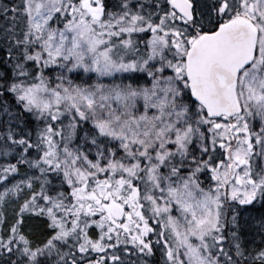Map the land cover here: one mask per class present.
Returning <instances> with one entry per match:
<instances>
[{
  "label": "snow or ice",
  "instance_id": "obj_1",
  "mask_svg": "<svg viewBox=\"0 0 264 264\" xmlns=\"http://www.w3.org/2000/svg\"><path fill=\"white\" fill-rule=\"evenodd\" d=\"M0 264H264V0H0Z\"/></svg>",
  "mask_w": 264,
  "mask_h": 264
},
{
  "label": "rangeland",
  "instance_id": "obj_2",
  "mask_svg": "<svg viewBox=\"0 0 264 264\" xmlns=\"http://www.w3.org/2000/svg\"><path fill=\"white\" fill-rule=\"evenodd\" d=\"M85 75H87V74H85ZM11 182V181H10Z\"/></svg>",
  "mask_w": 264,
  "mask_h": 264
}]
</instances>
